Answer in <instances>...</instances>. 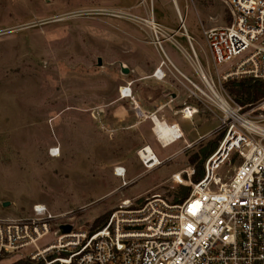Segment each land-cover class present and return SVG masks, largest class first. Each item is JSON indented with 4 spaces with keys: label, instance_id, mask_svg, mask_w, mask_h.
<instances>
[{
    "label": "rangeland",
    "instance_id": "374dc122",
    "mask_svg": "<svg viewBox=\"0 0 264 264\" xmlns=\"http://www.w3.org/2000/svg\"><path fill=\"white\" fill-rule=\"evenodd\" d=\"M152 19L160 43L147 23ZM229 22L220 0H0V218L28 219L33 205L42 204L55 217L53 229L68 223L89 230L124 200L139 205L156 193L175 201L180 187L191 189L200 158L196 164L188 158L219 145L223 128L218 110L193 96L189 78L165 54L205 89L199 71L208 81L215 71L203 30ZM157 66L170 91L198 109L196 127L208 134L188 148L199 130L165 148L153 141L162 164L145 171L136 156L140 146L132 145L139 132L110 119L126 82L151 77ZM144 81L150 91L161 87L155 77ZM238 162L232 156L217 178L226 182ZM117 166L125 168L126 186L114 175ZM177 173L183 184L172 180Z\"/></svg>",
    "mask_w": 264,
    "mask_h": 264
},
{
    "label": "built area",
    "instance_id": "2783aa9c",
    "mask_svg": "<svg viewBox=\"0 0 264 264\" xmlns=\"http://www.w3.org/2000/svg\"><path fill=\"white\" fill-rule=\"evenodd\" d=\"M220 1L230 22L204 29L203 36L215 71L211 82L224 99H208L189 82L193 96L208 100L220 113L223 134L188 195L170 201L155 193L139 205L124 200L101 227L72 226L67 233H59V226L67 223L53 229L55 217L35 204L31 218H0V264L15 253L20 257L10 264H264V97L242 105L224 91L231 81H264V0ZM159 69L152 75L162 79L165 73ZM178 112L191 118L198 109L183 105ZM167 135L173 142L182 133L170 125ZM234 155L239 162L221 182L216 170ZM136 156L145 171L162 164L148 145L140 146ZM114 175L123 186L129 183L123 166L114 167ZM179 176L171 177L183 184ZM49 235L52 241L38 246Z\"/></svg>",
    "mask_w": 264,
    "mask_h": 264
},
{
    "label": "crops",
    "instance_id": "0c3cea01",
    "mask_svg": "<svg viewBox=\"0 0 264 264\" xmlns=\"http://www.w3.org/2000/svg\"><path fill=\"white\" fill-rule=\"evenodd\" d=\"M165 55L166 58L169 59L171 65L173 67L175 66L174 68L182 77L190 79L187 72L183 68L173 62L170 56L167 54ZM158 67H160V70L162 71V66H157L156 68ZM156 68H154L152 73ZM164 77L162 78L163 80L158 79L161 80V82L158 83L161 87L157 89V91H150L147 88L142 87L146 83L144 80L153 78V75H151V77L145 76L143 78H133L128 80L126 82V88H130L131 96H121L115 100V103H113V118L110 120L117 122L118 124L122 123L125 129L135 131L136 133L139 132L140 134V136H137L139 140L135 139L132 142L133 146L139 147L141 145H148L151 147L152 142L154 141L162 148H165L178 140L183 139L185 141L186 135H190L192 128L196 129V131L199 130V133L196 132V139L190 140L189 142L187 141L185 147L188 148L191 147L197 139L203 138L208 134V130L202 128V132H200V129L196 127L198 113L194 114L191 118H184L181 116L178 111L181 107H183V105H188L190 107L195 106L180 99L177 93H174L173 91L171 92V85L164 80ZM135 82L139 83L137 88L134 87ZM155 119L161 121L162 124H167L169 126L175 125L179 128L182 133L180 139L172 142L169 140L170 137L167 136V132L163 136L166 140L162 141V138L159 137L156 131L157 124ZM167 137L169 138L167 139Z\"/></svg>",
    "mask_w": 264,
    "mask_h": 264
},
{
    "label": "trees",
    "instance_id": "16d2710c",
    "mask_svg": "<svg viewBox=\"0 0 264 264\" xmlns=\"http://www.w3.org/2000/svg\"><path fill=\"white\" fill-rule=\"evenodd\" d=\"M224 87L227 89V91L232 96L235 97L236 101L242 105L253 104L264 97V81L241 79L238 81L228 82L225 84ZM217 146H218V143L213 142L209 148H204L202 149L201 153L193 154L188 158L189 164H196L197 163L196 160L200 158L199 165L195 169L193 176H192L193 182H197L203 177L204 171H203L202 165L204 161L215 151ZM189 190L190 189L188 187H180L178 191L180 194V198L186 197L189 193ZM174 199L176 201L177 197ZM107 217L108 215L98 217L94 221L93 227H91V230L101 227L105 223ZM14 264H26V262L17 261Z\"/></svg>",
    "mask_w": 264,
    "mask_h": 264
},
{
    "label": "bare ground",
    "instance_id": "6f19581e",
    "mask_svg": "<svg viewBox=\"0 0 264 264\" xmlns=\"http://www.w3.org/2000/svg\"><path fill=\"white\" fill-rule=\"evenodd\" d=\"M147 23H149V25L151 26V28L153 29V32H154V34H156V37H157V34H158V32H157V30H156V28H155V23H154V20L152 19L151 21H148L147 20ZM183 23H184V20H183ZM185 28V27H184ZM187 37H188V35H187ZM157 40H158V37H157ZM188 40L190 41V44H191V40H190V38L188 37ZM157 43H160L159 42V40H158V42ZM160 45V44H159ZM191 47H192V45H191ZM162 48V47H161ZM163 51V50H162ZM163 53H164V51H163ZM165 54V53H164ZM165 57H166V55H165ZM168 59V58H167ZM168 61H169V59H168ZM170 62V61H169ZM160 70V69H159ZM161 71V70H160ZM202 72V73H201ZM199 74H200V77H201V79H202V81H203V83L205 84V89H203V88H201V87H199V86H197L195 83V85L200 89V93L204 96V97H206V98H208V99H213V100H216L217 98H219V99H221V100H223L224 99V97H223V95H220L219 93H218V91L215 89V87H214V84L211 82V81H209L211 84H212V90L207 86V84L205 83V81H204V78H206V80H207V77H206V75H205V73L203 72V70H200L199 71ZM203 74V75H202ZM185 79H187L186 77H184ZM188 81H190L189 79H187ZM190 82H192V81H190ZM193 83V82H192ZM122 90V95H123V97H130L131 96V94H130V90H129V94L127 93L128 92V89L127 88H123V89H121ZM121 90H120V92H121ZM155 122H156V124H157V129H156V131H157V133H158V135H159V137L160 138H162V141H165L166 140V138L165 137H163L164 135H165V133H167L168 132V130H169V125H167V124H162L161 123V121H159V120H157V119H155ZM168 136V135H167ZM169 137H167V139H168ZM52 152L53 153H56V148H54V149H52Z\"/></svg>",
    "mask_w": 264,
    "mask_h": 264
},
{
    "label": "water",
    "instance_id": "95a60500",
    "mask_svg": "<svg viewBox=\"0 0 264 264\" xmlns=\"http://www.w3.org/2000/svg\"><path fill=\"white\" fill-rule=\"evenodd\" d=\"M181 27H183L182 21H181ZM97 64L101 65V59L100 58L97 59ZM7 204H8V202H3L4 206H6ZM71 228H72L71 224H68V223L67 224H62V225L59 226V233H67V232H69L71 230Z\"/></svg>",
    "mask_w": 264,
    "mask_h": 264
}]
</instances>
